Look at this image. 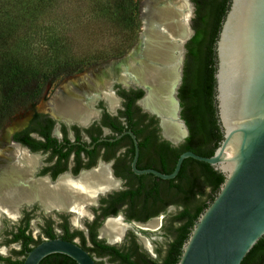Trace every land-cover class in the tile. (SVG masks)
I'll return each instance as SVG.
<instances>
[{
    "label": "flooded vegetation",
    "instance_id": "obj_1",
    "mask_svg": "<svg viewBox=\"0 0 264 264\" xmlns=\"http://www.w3.org/2000/svg\"><path fill=\"white\" fill-rule=\"evenodd\" d=\"M202 46H199L200 50ZM186 49L183 76L187 66V44ZM76 78L66 79L63 83ZM126 83H117L108 89L115 100L114 105L102 95L94 99L90 104L94 114L84 123L54 115L48 100L49 111L28 112L25 124L15 129L9 141L0 146L3 149L6 145H16L30 155L39 156L34 178H47L50 183H55L63 176L77 181L87 174L105 177L110 183L103 184L92 195L93 200L85 204L87 215L80 218V225L72 222L75 210L46 206L41 202L48 208L54 206L46 210L38 200L18 206L15 219L2 211L0 264H23L36 245L55 238L77 243L97 264H116L98 242L118 248L138 245L140 251L158 262L169 255H180L183 230L191 226V206H187L185 197L176 194L177 176L163 178L148 170L172 173L177 163V149H183L190 134L182 117L183 77L177 97L188 134L178 144L163 135L160 119L151 107L142 104L146 94L143 84ZM199 199L207 202L205 195ZM117 217L131 227L124 231L121 241L111 244L100 235V230L109 218ZM150 221H157L158 225L154 229L140 227ZM143 238L150 248L146 247ZM176 239L179 241L174 247ZM50 262L54 263V259L41 260L39 264Z\"/></svg>",
    "mask_w": 264,
    "mask_h": 264
},
{
    "label": "water",
    "instance_id": "obj_2",
    "mask_svg": "<svg viewBox=\"0 0 264 264\" xmlns=\"http://www.w3.org/2000/svg\"><path fill=\"white\" fill-rule=\"evenodd\" d=\"M190 31L183 44L180 83L186 44L195 32L191 21ZM140 36L141 33L131 50ZM215 51V103L223 139L211 156L193 151L181 153L170 174L148 170L163 178H173L178 175L183 161L191 157L209 163L224 176L217 195L194 222L176 264H241L264 236V0H231ZM117 83L121 82L111 81L109 89ZM143 87L146 97L147 87ZM177 93L178 89H174L171 94L175 119L157 109L159 107L151 109L160 119L164 136L163 120L180 121L183 133L188 134L180 116ZM184 136L168 139L178 144ZM37 200L22 202L19 207ZM38 202L46 210L54 208ZM55 253L65 254L78 264H97L84 248L62 238L42 241L29 251L23 264H39Z\"/></svg>",
    "mask_w": 264,
    "mask_h": 264
},
{
    "label": "trees",
    "instance_id": "obj_3",
    "mask_svg": "<svg viewBox=\"0 0 264 264\" xmlns=\"http://www.w3.org/2000/svg\"><path fill=\"white\" fill-rule=\"evenodd\" d=\"M113 1L118 11H122L124 15L125 7L133 2ZM193 1L196 5L193 19L195 33L187 43V66L185 65L181 86L182 117L190 134L183 149H177L176 161L184 149L211 156L223 139L215 103V46L231 0ZM59 4L60 0H0V130L19 114L34 110L53 81L85 69L81 62L60 60L59 53L50 62L33 63L31 60L29 35L38 32L42 17ZM201 44L203 46L200 50ZM223 181V174L209 163L191 157L183 161L176 177V194L186 198L185 203L191 206L192 211L191 226L182 233L183 243L198 216L217 195ZM204 195L207 202L199 199ZM178 241L176 239L173 242L174 247ZM98 244H101L105 252L110 254V260L116 264H176L180 257L177 254L169 255L162 262H158L140 251L138 245L118 248L102 242ZM51 258L54 263L47 264H78L61 253L51 254L43 261L47 262ZM241 264H264V236Z\"/></svg>",
    "mask_w": 264,
    "mask_h": 264
},
{
    "label": "bare ground",
    "instance_id": "obj_4",
    "mask_svg": "<svg viewBox=\"0 0 264 264\" xmlns=\"http://www.w3.org/2000/svg\"><path fill=\"white\" fill-rule=\"evenodd\" d=\"M142 12L143 31L137 45L123 58L63 83L50 100L54 115L84 123L94 114L90 104L96 96L102 95L115 104L108 89L109 83L116 80L143 84L147 95L142 104L152 109L159 107L157 109L175 119L171 94L180 83L183 44L191 34L193 6L189 0H155L145 2ZM179 122L163 120L165 135L184 136V127ZM38 159L39 156L30 155L16 145L0 149V213L6 212L15 219L22 202L38 199L46 206L75 210L72 222L80 225V218L87 215L85 204L90 203L94 192L107 182L105 177L85 174L71 181L63 176L50 183L47 178L33 177ZM157 225V221H150L140 227L154 229ZM130 227L121 217L109 218L100 235L110 241H121L124 231ZM144 243L150 248L146 239Z\"/></svg>",
    "mask_w": 264,
    "mask_h": 264
},
{
    "label": "rangeland",
    "instance_id": "obj_5",
    "mask_svg": "<svg viewBox=\"0 0 264 264\" xmlns=\"http://www.w3.org/2000/svg\"><path fill=\"white\" fill-rule=\"evenodd\" d=\"M153 1L133 0L123 10L124 15L113 0H60L57 8L42 17L38 32L29 35L31 60L50 62L59 53L60 60L81 62L85 69L53 81L34 110L49 111L48 100L66 79L79 77L128 53L143 31V4ZM189 1L193 4V28L196 5L193 0ZM30 111L33 109L19 114L0 130V146L9 141L15 129L25 124V115Z\"/></svg>",
    "mask_w": 264,
    "mask_h": 264
}]
</instances>
